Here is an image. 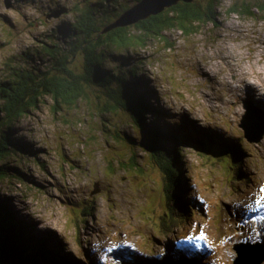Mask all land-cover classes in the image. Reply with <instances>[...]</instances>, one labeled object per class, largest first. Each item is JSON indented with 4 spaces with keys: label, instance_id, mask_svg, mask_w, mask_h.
Listing matches in <instances>:
<instances>
[{
    "label": "rangeland",
    "instance_id": "obj_1",
    "mask_svg": "<svg viewBox=\"0 0 264 264\" xmlns=\"http://www.w3.org/2000/svg\"><path fill=\"white\" fill-rule=\"evenodd\" d=\"M92 1L0 0V82L14 67H49L46 56L39 59L42 41L53 35L64 44L77 7ZM133 1L110 5L122 13ZM235 2L218 0L216 24L189 36L169 30L166 40L150 39L106 67L129 74L137 65L144 77L137 89L155 107L146 123L177 126L201 140H242L244 178L234 177L223 150L182 145L190 212L166 228L167 181L111 92L91 90L73 107L46 97L14 126L13 140L28 156L17 150L0 161L8 170L0 202L49 249L77 264H160L172 245L174 255H199L197 264H235L236 244L264 246V138L251 143L241 127L247 105L264 113V14L233 13ZM251 83L260 87L247 90Z\"/></svg>",
    "mask_w": 264,
    "mask_h": 264
},
{
    "label": "trees",
    "instance_id": "obj_2",
    "mask_svg": "<svg viewBox=\"0 0 264 264\" xmlns=\"http://www.w3.org/2000/svg\"><path fill=\"white\" fill-rule=\"evenodd\" d=\"M110 1L95 0L84 9L77 7V18L68 25L67 30L71 35H67L64 44L56 43L53 35L48 37V41H42L46 45L42 46L41 51L38 49L39 59L46 56L49 67H14L11 69V78L0 82V96L3 99L0 103V161L15 157L13 155L17 150L23 151L19 143L13 140L14 126L23 116L38 107L44 98L51 97L57 104L64 103L73 107L87 98L91 90L109 91L118 109L129 113L136 127L143 132L146 139L142 140L141 148L150 155L167 181L164 183L167 207L164 222L169 220L170 223H164V226L170 228L175 226L173 223L180 217L190 212L189 208L185 212L191 201L185 197L190 181L188 175H185L187 170L183 169L182 145L209 147L211 151L223 150L229 155V169L240 180L244 178L243 163L237 151L243 149L242 140L230 141L227 138L222 143L220 137L201 140L191 133L178 130L177 126L164 130L155 124L153 126L146 123L148 114L155 107L137 89L140 87L138 82L144 79L139 76L137 65L132 63L129 74L123 71L124 68L116 70L107 68L106 65L111 59L124 56L131 48L147 47L150 39L159 37L166 40L165 33L169 30L179 29L189 36L201 25L216 24L219 3L218 0L181 1L178 5L134 25L108 30L110 25L141 0L128 4L122 13H118V6V9L111 7ZM230 10L255 17L256 11L264 14V0H236ZM36 57L33 55V58ZM23 152L28 156L27 151ZM7 174L8 170L5 171L0 166V179ZM190 188L192 187L189 190ZM31 229L25 221H19L9 206L0 202V264H25L30 260L37 264L39 259L77 264L65 260L59 252L49 249L48 240L36 237ZM168 247L169 250L165 249L163 263L160 264H177L176 261L178 264L202 262L194 252L182 251L179 255H174L173 246Z\"/></svg>",
    "mask_w": 264,
    "mask_h": 264
},
{
    "label": "water",
    "instance_id": "obj_3",
    "mask_svg": "<svg viewBox=\"0 0 264 264\" xmlns=\"http://www.w3.org/2000/svg\"><path fill=\"white\" fill-rule=\"evenodd\" d=\"M181 1L193 2L195 0H141L135 6L126 11L115 23L110 25L108 30L134 25L142 20L150 18L151 16L160 14L168 8L178 5ZM58 12L61 14L64 11L61 10ZM59 13L57 14L60 15ZM58 15L50 16L54 17ZM247 109L248 113L245 118H243L241 127L245 130V136L251 143H259L264 138V113H258L255 108L252 110L248 105ZM235 249L239 255L235 264L264 263V246L261 243H240L235 245Z\"/></svg>",
    "mask_w": 264,
    "mask_h": 264
},
{
    "label": "bare ground",
    "instance_id": "obj_4",
    "mask_svg": "<svg viewBox=\"0 0 264 264\" xmlns=\"http://www.w3.org/2000/svg\"><path fill=\"white\" fill-rule=\"evenodd\" d=\"M258 87H260V85L255 84V83H251V85L248 84V89L247 90L256 91L255 89L258 88Z\"/></svg>",
    "mask_w": 264,
    "mask_h": 264
},
{
    "label": "snow or ice",
    "instance_id": "obj_5",
    "mask_svg": "<svg viewBox=\"0 0 264 264\" xmlns=\"http://www.w3.org/2000/svg\"><path fill=\"white\" fill-rule=\"evenodd\" d=\"M204 237L203 236H201V239H203Z\"/></svg>",
    "mask_w": 264,
    "mask_h": 264
}]
</instances>
